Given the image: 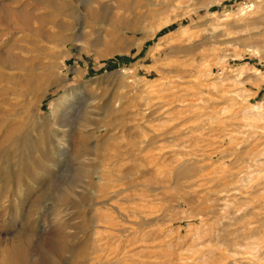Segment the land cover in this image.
I'll return each instance as SVG.
<instances>
[{"label":"rangeland","instance_id":"1","mask_svg":"<svg viewBox=\"0 0 264 264\" xmlns=\"http://www.w3.org/2000/svg\"><path fill=\"white\" fill-rule=\"evenodd\" d=\"M0 264H264V0H0Z\"/></svg>","mask_w":264,"mask_h":264}]
</instances>
